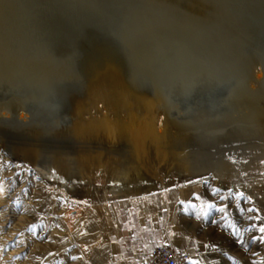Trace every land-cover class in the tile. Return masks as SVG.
<instances>
[{
	"label": "rangeland",
	"instance_id": "1",
	"mask_svg": "<svg viewBox=\"0 0 264 264\" xmlns=\"http://www.w3.org/2000/svg\"><path fill=\"white\" fill-rule=\"evenodd\" d=\"M39 1L25 0L21 6L20 0H0V55L6 54L0 62L35 64L20 80L22 90L32 78L41 86L54 81L59 89L68 82L73 85L63 89L61 108L53 106L50 116L9 111L0 100V112L7 116L0 117V264H131L117 262L112 239L115 209L157 202L164 191L172 192L173 223L188 242L186 264H264V233L259 231L264 227V204L232 189L228 171L219 176L209 169L223 150L237 154L263 142L248 117L264 92V70L257 72L248 61L264 63V0H243L233 7L232 0H217L218 12L205 8L203 0H178L190 12L134 0L137 4L124 8L119 19L110 18L109 29L98 26L99 40L121 45L145 77L155 75L153 37L180 52L182 61L193 54L206 63L208 76L228 86L204 95L217 90L219 82L195 76L191 79L196 82L190 77L180 82L179 112L174 108L180 120L170 125L161 145L146 130L151 119L148 96L128 87L130 75L124 80L127 96L110 91L114 63L99 55L91 40L88 43L95 33L81 42L69 41L71 36L62 33L71 12L60 2ZM212 40L222 42L226 54ZM66 51L73 53L68 64L60 61ZM89 52L91 60L84 62ZM116 59L115 68L125 71ZM184 67L182 73L189 69ZM90 89L94 94L87 96ZM84 94V101H74ZM111 122L119 126L117 132H110ZM178 153H187L190 162ZM113 158L130 160L128 169L115 171L109 162ZM255 170L241 180L264 195V161ZM112 186L126 193L107 199Z\"/></svg>",
	"mask_w": 264,
	"mask_h": 264
},
{
	"label": "bare ground",
	"instance_id": "2",
	"mask_svg": "<svg viewBox=\"0 0 264 264\" xmlns=\"http://www.w3.org/2000/svg\"><path fill=\"white\" fill-rule=\"evenodd\" d=\"M41 1H46L47 3H58V2H60L59 3L60 6L65 8L67 11L71 12L72 19L69 20L71 22L65 21V23H67V24H65L66 27L65 26H63V27H65L66 30L62 33L66 36H69V37L71 36L69 41L74 40V41H80L81 42L82 40L85 39V36L87 34H89L90 32H93L95 34H92L93 36L90 38H87V39H88V43L91 40L92 44H94L95 47H97V49H99L97 51L98 54L101 56L107 57V60L111 59L110 61L112 64L113 63L118 64V60L116 59V57L119 59L120 63L122 64L121 69H122V71L123 70H125V71L120 72L117 68H115V66L113 64V68L109 72L110 75L108 76L110 83H111L109 86H112V89L110 91L111 92L117 91L116 93L119 94L121 97L127 96L126 95L127 94L126 76L130 75L131 80L130 79L128 80V87L133 89L135 92H137L138 94H140L144 97L148 96L147 104H148V108H149L150 113H151L150 114L151 119H150L149 123L146 124V130L148 131V133L153 137V139L159 145H161L164 142V140L166 139L168 132H169L170 125L173 124V122H177L180 120L178 117V112H179L181 100L178 99V95H179L180 91L183 90L180 82L183 83L184 79H189V77L191 79V77H193V76H195L196 78L197 77L198 78H206V79L210 78V79H213L215 82H219L218 84H220L221 86L218 87L217 90H215L213 92H210V91L205 92L204 95L212 94V93L218 91L219 89H221L222 87L226 86V85H223L217 77L208 76V74L206 73V69H205L206 63L201 61L197 57H194L193 54L190 55L192 51L189 54L190 56H188L187 58L182 57L183 58V61H182V59L179 58V56H178V54L180 56L182 54L178 50L177 51L179 53L177 54L176 51L170 50L171 46L170 47L167 46V47H169V49H167L166 47L163 46L164 45L163 43H162L163 45L158 43L159 40L154 41L153 37H152V39L151 38L150 39L153 41L152 44L156 43V45H155L156 50L155 51H156V54L159 58V59L158 58L155 59V62L157 63L155 66L156 68L155 67L151 68L152 71L155 72V75L153 77L152 76L151 77H149V76L145 77L143 75V72L139 71V68L137 66L138 61L133 62V60L129 56V54L126 51H124L123 49H121V45H118V43H117V46H115V45H112V43H110V42L108 44V43H106L107 39L105 41L104 38H103L104 43L102 41H100L99 39L101 37H98V34L101 31H100V28L98 26L106 28L105 30L109 29V24H110V22H112V21H110V18L119 19V17H121V15H122V11L124 8L131 6V5H134V4H137L136 1H134V0H92L93 2L91 0H68V1L63 0V2H61V0H40L39 2L41 3ZM203 1L207 4V6L204 5L205 8H208L210 6L214 11L216 10V12H218L217 9L219 6L217 4V0H203ZM240 1H243V0H232V5H230V6L233 7L234 5L240 3ZM147 2L150 3L151 5H154V6H164V5L170 6L171 5L172 7H176L180 10L190 12L189 11L190 9L188 10V8H186L187 6L186 5L184 6V4H181L182 1L180 3V2H178V0H174V1L173 0H147ZM200 2H201V0H200ZM201 9L205 10L203 7ZM203 10H202V12H203ZM213 10H211L210 12H212V15L214 16L216 13L213 14L214 13ZM193 11H191V12H193ZM198 11H200V9ZM193 13H191V14H193ZM194 14L196 15L197 13H194ZM218 14L217 15L220 16V13H218ZM203 15H204V13H203ZM208 15L209 14H207L206 16H208ZM213 16H212V18H213ZM199 17H201V13H200ZM207 18L208 17H206L205 19H207ZM209 20H211V16L209 17ZM220 20H222V19H219V21ZM204 21H206V20H204ZM224 21L228 22L227 20H224ZM181 22H184V21H181ZM210 23H212V21ZM215 23H216V21H215ZM174 25H173V27H174ZM215 25H218V23H216ZM240 25H242V24H240ZM240 25H239V27H240ZM221 26H223V25H221ZM154 27H156V26H154ZM176 27H178V29H179L180 26H176ZM176 27H174V29ZM232 27H233V25H232ZM236 27L238 28V25ZM211 28H213V27H211ZM164 29H166V28H164ZM174 29L172 28V30H174ZM187 29H188V27H187ZM187 29H185V30H187ZM202 29H204V28H202ZM143 30H147V29H143ZM152 30H150V32ZM192 30H193V28H192ZM147 31L149 32V30H147ZM155 31H157V30H155ZM202 31L203 30H201V32ZM192 32H194V30ZM147 33L145 32L144 34H147ZM185 33H183V34H185ZM216 33H217V31H216ZM58 34H60V32ZM147 35H149V34H147ZM244 35H246V34H244ZM99 36H101V35L99 34ZM152 36H154V34ZM207 36H209V35H207ZM103 37H104V35H103ZM191 37H193V35ZM105 38H107V37H105ZM213 40L211 42L219 50V52L221 51L222 53H225V47H224L223 43L220 41H217V40L216 41H213ZM110 41L112 42L113 40H110ZM175 41L177 42L178 40H175ZM235 41L236 40H234V42ZM166 42H168V41H166ZM239 43H241V42L239 41ZM57 44H59V43H57ZM113 44H114V42H113ZM178 44H180V43H178ZM243 44H244V42H243ZM240 45L243 46L242 43ZM118 46H120V48ZM185 48H184V50H185ZM179 50H181V49H179ZM2 52H3V50H2ZM240 52L242 53V51H240ZM15 53L16 52H14V56H15ZM187 53H189V52H187ZM72 54L69 51L64 52L60 61L62 63L68 64L69 58L73 57ZM183 54H184V52H183ZM5 55L6 54L3 53L2 55H0V58H2ZM11 55L13 56V54H11ZM183 56H185V55H183ZM84 57H85L84 62H86L85 60H87V59H88V61L91 60V59H89L91 57L90 52L88 53L87 57H86V54L84 55ZM249 60L250 61H248V62H250L251 66L254 67L253 69H255L259 73L263 72L264 63L258 64L261 59H259L258 63L256 62L257 60H255V59L250 58ZM237 62H238V60H237ZM123 64L125 65V68H123V66H124ZM181 64L182 65L184 64L189 69L186 68V70L183 71V73H182L181 68L184 67V65L182 66ZM34 65H35L34 63L32 64V63L27 62V63L22 64L21 62H19V63L16 62L15 64L12 63L10 65L4 66V62H0V100H4V102H3L4 107H5V109H8L9 111L18 110V113L24 114L28 117H40L42 115H49L50 116L53 114L54 109L61 108V105L58 101V98L60 97V94L62 93L63 89L69 88L73 84L68 82V85H66V84L61 85L63 87V89H61V88L59 89L60 83L57 84L56 81H54L52 83H46V84L41 86L38 84L37 80L32 78L33 80L32 81L30 80L31 82L29 83V86L26 89L22 90L20 88L21 87L20 80L23 79L22 77L29 75L28 72L32 73L31 71L33 70L32 67ZM242 66H244V65H242ZM197 72L198 73L203 72V74H196ZM241 72H243V71H241ZM124 80H126V81H124ZM191 80H189V81H191ZM188 82H187V84H188ZM200 82H202V79ZM101 83H102V81H101ZM205 83L203 85H205ZM195 84L196 83H193L190 85H194V88H196ZM198 86L200 87L199 84L197 85V87ZM103 87H106V86H103ZM191 87H193V86H191ZM226 87H228V86H226ZM184 88H185V86H184ZM201 89H202V87H201ZM203 89L201 91L202 93H203ZM72 90H74V89H72ZM196 90L197 89H195L194 91H196ZM90 91H91V89L87 91V93H86L87 96L92 94V93L94 94L93 91L92 92H90ZM184 91H187V90H184ZM191 91H189V92H191ZM194 91H192V92H194ZM192 92H191V94H193ZM96 93L98 94L100 92H96ZM86 95L84 94V95H80V96H75L74 101L81 100V99L84 101V99H85L84 96L86 97ZM184 96H185V93H184ZM69 97H71V96H69ZM69 99H68V102H69ZM181 99H182V97H181ZM260 99L261 100L259 103L252 104V112H251L250 117H248L249 118L248 121L250 122V125L252 126V128H254L255 133L258 134L259 136H262L263 142L260 143L259 145H256L255 147L249 149V150L242 151V152L237 153V154H233V153H230L226 150H223L218 155V157L216 158L217 159L216 164H214V166L212 168H209V169H211L213 172H215L219 176H222L223 173H225V171H228V174L230 176L229 177V180H230L229 183L232 186V189H234L235 191H242L244 193H247L250 195V197H252L253 199H256L259 203L264 204V195L260 194L261 189L260 190L255 189L254 185H251V184L241 180L243 176L251 173L249 171L254 172V170L257 168V166L260 165V163H262V161H264V92H263L262 96L260 97ZM71 100H73V99L71 98ZM70 103H72V102H70ZM70 103H68V104H70ZM80 103H81L80 101H79V103L75 102L74 105L80 104ZM53 106H55L54 109H52ZM100 106H101V104H100ZM175 107H177V110H178L177 113L174 111ZM73 108H74V106H73ZM160 108L162 109V111L158 112V109H160ZM94 113L95 112L92 111V114H94ZM2 114H5V113H2ZM109 130H110V132H117V130H119V126L116 125V123L111 122L109 125ZM136 146L139 148V145L136 144ZM99 156L103 157L102 152H100V151H99ZM177 157H179L180 159H182L183 161H185L187 163L190 162V160H189L190 157L187 153H178ZM109 162H110V165L112 166V168L115 169V171L119 172L120 170L128 169L127 163H130V160L121 161L120 159L113 158V159H110ZM253 176H255V175H253ZM262 185H263L262 188L264 190V184L262 183ZM122 193L125 194L126 192L120 191L116 187L112 186V189L110 190V195H112L113 197H110V195H109L107 197V199L120 196Z\"/></svg>",
	"mask_w": 264,
	"mask_h": 264
},
{
	"label": "crops",
	"instance_id": "3",
	"mask_svg": "<svg viewBox=\"0 0 264 264\" xmlns=\"http://www.w3.org/2000/svg\"><path fill=\"white\" fill-rule=\"evenodd\" d=\"M173 195L164 191L157 202L121 204L115 209L112 235L117 262L135 264L147 257L164 238L175 248L188 251V242L173 223Z\"/></svg>",
	"mask_w": 264,
	"mask_h": 264
},
{
	"label": "built area",
	"instance_id": "4",
	"mask_svg": "<svg viewBox=\"0 0 264 264\" xmlns=\"http://www.w3.org/2000/svg\"><path fill=\"white\" fill-rule=\"evenodd\" d=\"M189 259L188 251L175 248L172 242L164 238L147 257L135 264H186Z\"/></svg>",
	"mask_w": 264,
	"mask_h": 264
},
{
	"label": "water",
	"instance_id": "5",
	"mask_svg": "<svg viewBox=\"0 0 264 264\" xmlns=\"http://www.w3.org/2000/svg\"><path fill=\"white\" fill-rule=\"evenodd\" d=\"M20 2H21V6L25 5V0H20ZM0 117L1 118H6L7 116L5 114L0 113Z\"/></svg>",
	"mask_w": 264,
	"mask_h": 264
},
{
	"label": "snow or ice",
	"instance_id": "6",
	"mask_svg": "<svg viewBox=\"0 0 264 264\" xmlns=\"http://www.w3.org/2000/svg\"><path fill=\"white\" fill-rule=\"evenodd\" d=\"M241 195H243V194H241ZM250 211H254L253 209H250ZM259 231L261 232V233H264V227H261L260 229H259Z\"/></svg>",
	"mask_w": 264,
	"mask_h": 264
}]
</instances>
